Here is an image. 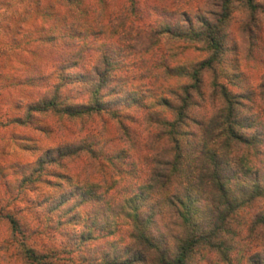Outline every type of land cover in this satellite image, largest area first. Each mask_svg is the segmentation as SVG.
Instances as JSON below:
<instances>
[{"label": "clouds", "instance_id": "obj_1", "mask_svg": "<svg viewBox=\"0 0 264 264\" xmlns=\"http://www.w3.org/2000/svg\"><path fill=\"white\" fill-rule=\"evenodd\" d=\"M0 264H264V0H0Z\"/></svg>", "mask_w": 264, "mask_h": 264}]
</instances>
